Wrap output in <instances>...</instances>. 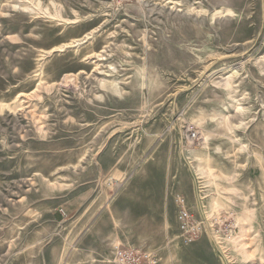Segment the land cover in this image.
I'll list each match as a JSON object with an SVG mask.
<instances>
[{
	"label": "rangeland",
	"instance_id": "374dc122",
	"mask_svg": "<svg viewBox=\"0 0 264 264\" xmlns=\"http://www.w3.org/2000/svg\"><path fill=\"white\" fill-rule=\"evenodd\" d=\"M168 184L213 234L178 238ZM120 242L264 264V0H0V264H114Z\"/></svg>",
	"mask_w": 264,
	"mask_h": 264
},
{
	"label": "built area",
	"instance_id": "2783aa9c",
	"mask_svg": "<svg viewBox=\"0 0 264 264\" xmlns=\"http://www.w3.org/2000/svg\"><path fill=\"white\" fill-rule=\"evenodd\" d=\"M119 1L129 3L143 0ZM186 133V142L189 145H196L199 142L200 136L193 127L188 129ZM194 178L200 199H206L207 194L204 193L205 187L202 178L196 172L194 173ZM172 193L176 208L175 222L178 225V238L184 244L194 243L203 233H214V227L217 225V222L221 223L222 220L217 215H214L213 212H210L205 203L200 202L199 207L196 209L195 205L189 204L187 198L182 193ZM224 216L226 217V215ZM112 255L114 264H158L159 262V257L154 251H149L139 246L115 245L112 250Z\"/></svg>",
	"mask_w": 264,
	"mask_h": 264
},
{
	"label": "crops",
	"instance_id": "0c3cea01",
	"mask_svg": "<svg viewBox=\"0 0 264 264\" xmlns=\"http://www.w3.org/2000/svg\"><path fill=\"white\" fill-rule=\"evenodd\" d=\"M169 182V181H168ZM172 186H170L169 184L166 186L165 188V192H163V194H165V197L170 200V198L173 200L174 202V208H175V201H174V198H173V193L172 192H178V190H174V189H171ZM173 188V187H172ZM179 193V192H178ZM181 193V192H180ZM184 195V194H183ZM185 196V195H184ZM186 197V196H185ZM120 199H123V196H121ZM81 201V198H77V197H74L73 199L65 202L63 204V207H64V211L69 215V216H72L74 214V209L76 208V205L79 204V202ZM82 203H80L79 205H81ZM165 209H166V205L164 206ZM114 210V208H113ZM115 211V210H114ZM161 211V209H160ZM175 212H176V208H175V211H174V216H172V222L175 223ZM66 214V215H67ZM152 215V213H151ZM158 214H156V217H157ZM120 244H123V242ZM118 244V245H120ZM124 245H130L128 243H124ZM131 246H134V245H131Z\"/></svg>",
	"mask_w": 264,
	"mask_h": 264
},
{
	"label": "bare ground",
	"instance_id": "6f19581e",
	"mask_svg": "<svg viewBox=\"0 0 264 264\" xmlns=\"http://www.w3.org/2000/svg\"><path fill=\"white\" fill-rule=\"evenodd\" d=\"M96 31V30H95ZM90 33V32H89ZM87 36H89V35H85L84 37H87ZM82 39V38H81ZM78 41H81V40H74V41H72V42H69V44L68 45H70V44H75L76 42H78ZM84 41V40H83ZM63 47V46H62ZM55 49V48H54ZM57 49V48H56ZM55 49V50H56ZM104 83V82H103ZM199 143H197L196 145H198Z\"/></svg>",
	"mask_w": 264,
	"mask_h": 264
}]
</instances>
